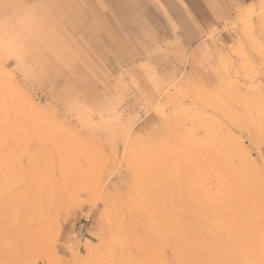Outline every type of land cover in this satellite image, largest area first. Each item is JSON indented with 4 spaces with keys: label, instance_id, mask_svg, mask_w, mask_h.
<instances>
[{
    "label": "rangeland",
    "instance_id": "1",
    "mask_svg": "<svg viewBox=\"0 0 264 264\" xmlns=\"http://www.w3.org/2000/svg\"><path fill=\"white\" fill-rule=\"evenodd\" d=\"M51 1L0 0V103L15 105L19 94L36 102L33 112L1 130L0 188L16 173L41 175L43 200L48 179L57 188L45 237L28 220L20 258L10 259L2 246L0 264H264V220L255 217L264 212V189L253 174L264 178L258 155L264 159V8L258 0L250 23L237 21L239 7L220 25L196 18L177 0H58L57 9ZM19 7L39 14L48 31L21 35ZM228 24L237 34L224 29ZM215 29L224 45L215 49L231 57L226 71L215 69L217 55L204 35ZM238 35L243 49L233 53L227 48ZM201 39L215 55L206 74L187 66ZM231 136L249 151L255 169L229 152L223 142Z\"/></svg>",
    "mask_w": 264,
    "mask_h": 264
},
{
    "label": "bare ground",
    "instance_id": "2",
    "mask_svg": "<svg viewBox=\"0 0 264 264\" xmlns=\"http://www.w3.org/2000/svg\"><path fill=\"white\" fill-rule=\"evenodd\" d=\"M51 1V0H50ZM57 1L58 0H52L51 1V5L54 7V8H58V4H57ZM258 7H260L261 9H263L264 8V0H258ZM32 4H35V3H32ZM32 6V5H31ZM35 6V5H34ZM33 6V7H34ZM45 6V5H44ZM164 6V5H163ZM235 6V5H234ZM255 6V5H254ZM33 7H31V9L33 8ZM47 7V6H46ZM46 7H44V8H46ZM20 8V9H19ZM18 9V19L16 20V23H17V26H19L20 28V34L21 35H28V36H30V35H32V32L34 31V30H39V31H48V29L44 26V23H43V21L41 20V19H43V18H41V16L38 14H36L35 12H32L29 8L27 9V7L26 8H24V7H19ZM35 8V7H34ZM33 8V9H34ZM165 8V7H164ZM259 8V9H260ZM27 9V10H26ZM43 9V8H42ZM47 9H49V8H47ZM47 9H45L46 11H47ZM51 9V8H50ZM36 10H38V8L36 9ZM257 10V9H256ZM35 11V10H34ZM49 11V10H48ZM236 11H237V9H236ZM255 11V10H254ZM42 12V11H41ZM163 12V11H162ZM45 13V12H44ZM164 13V12H163ZM253 14V2H251L250 1V3L248 4V5H246L245 7H243V8H240L239 9V12H238V14L236 15L237 16V21H240V22H245V23H250V19H251V15ZM261 14H262V12H261ZM51 15V14H50ZM164 15H165V13H164ZM44 16V15H43ZM263 16V15H262ZM40 17V18H39ZM48 23V22H47ZM261 23V22H260ZM49 25H51L50 23H48V25H46V26H48L49 27ZM52 27H53V25H51ZM226 26V25H225ZM238 26V25H237ZM240 26V25H239ZM250 26V25H249ZM51 27V28H52ZM245 27V26H244ZM247 27V26H246ZM260 27V26H259ZM263 27V26H262ZM239 28H241V27H239ZM46 29V30H45ZM225 29H228V30H230L231 32H234V33H236L237 31H236V27H234V26H231V25H229L228 24V26H226L225 27ZM51 30V29H50ZM52 30H53V28H52ZM250 32H251V30H249ZM249 32V33H250ZM54 33V32H53ZM237 34V33H236ZM241 34H242V38L244 39H246V38H248L249 37V35H248V33L245 31V32H242L241 31ZM18 35H19V32H18ZM251 35V34H250ZM214 35H212L211 36V38L212 39H214V37H213ZM15 37H16V35H15ZM217 38V37H216ZM18 39V38H17ZM215 41H217V40H215ZM51 42H52V44H53V46H54V43L56 42V38H53V39H51ZM215 43V42H214ZM12 41H11V43L10 44H7L6 45V49L7 48H10L12 45ZM216 44V43H215ZM243 44H244V42L242 43V41H241V39H240V37H239V35H238V37H237V40L234 42V44H232L231 46H229V48H227V49H229L231 52H233V53H235V52H242V49H243ZM220 45H222V44H220ZM219 46V45H218ZM224 46V45H223ZM183 47V46H182ZM18 48V47H17ZM55 48V50L57 49V48H59L58 46H54L53 47V49ZM216 48V47H215ZM215 48H213V49H215ZM247 49V48H246ZM215 51V53H216V55H217V60H216V63H215V69L218 71V72H220V71H226V69H227V67H228V65L231 63V57L229 56L230 54H229V52H228V54H224V52L222 53L220 50H218V49H215L214 50ZM224 51V50H223ZM227 51V50H226ZM227 53V52H226ZM244 53V52H243ZM9 54V53H8ZM11 54V53H10ZM9 54V55H10ZM13 54H15V53H13ZM236 55H237V53H236ZM239 55V54H238ZM242 55V54H241ZM11 56V55H10ZM184 56V55H183ZM233 56V55H232ZM243 56V55H242ZM241 56V57H242ZM238 57V56H237ZM217 73V72H216ZM225 73V72H224ZM226 75H228L227 73H225ZM155 76V75H154ZM195 79V78H194ZM190 81V80H189ZM196 81V80H195ZM194 81V82H195ZM185 82V81H184ZM186 82H187V80H186ZM186 82H185V84H186ZM198 82V81H197ZM188 83V82H187ZM192 83V82H191ZM188 85V84H187ZM35 106H36V102L34 101V99L31 97V96H29V95H25V94H19V99H18V101L15 103V105H8L7 103H0V135H1V130H2V128L3 127H5L6 126V128H8L7 127V125H8V123L9 122H14L13 120H15V122L18 124L20 121V117L19 116H22L23 117V115H28V114H24L25 112L26 113H31V112H33L34 110H35ZM263 106V105H262ZM118 114V113H117ZM81 115V114H80ZM78 116V115H77ZM112 118H116L117 119V117H119V115L117 116L116 115V112H114V111H112ZM19 118L17 121H16V118ZM25 117H27V116H25ZM76 117V116H75ZM81 117V116H80ZM79 117V118H80ZM25 119V118H24ZM86 119V118H85ZM115 119V120H116ZM119 119V118H118ZM21 120H23V119H21ZM40 120V119H39ZM82 120V119H81ZM263 121V120H262ZM14 122V123H15ZM79 122H81V121H79ZM84 122V121H83ZM88 122H89V120H88ZM87 122V123H88ZM13 123V124H14ZM15 123V124H16ZM22 124H23V122H21ZM20 123V124H21ZM19 124V125H20ZM264 125V124H263ZM9 126L10 127H12L10 124H9ZM13 127H14V125H13ZM15 127H17V125H15ZM19 127V126H18ZM263 129V128H262ZM17 130V129H16ZM8 133V132H7ZM262 133L264 134V130L262 131ZM14 134V133H13ZM21 134V133H20ZM2 136V135H1ZM18 136H20L19 135V133H18ZM13 137H14V135H13ZM232 137V136H231ZM230 138V137H229ZM2 139V138H1ZM18 139V138H17ZM14 140V139H13ZM264 140V139H263ZM226 142H223V143H226L225 145L228 147V150H229V152H231V154H234L238 159H239V161H241L242 162V164H243V166L248 170V171H251L252 169H255V167H256V161L251 157V155H250V153H249V151L247 150V149H245V147L243 146V143L240 141V140H238V139H235V138H230V139H228V140H225ZM217 142H219V141H217ZM222 142H221V144H222ZM262 142V141H261ZM16 145V144H15ZM224 145V146H225ZM213 146H215V145H213ZM208 147V146H207ZM219 147V146H218ZM225 150H226V148H225ZM202 154H205L206 152H209V150H205L204 148L202 149ZM206 151V152H205ZM11 152V151H10ZM259 156H260V159H261V161L262 162H264V159L262 158V156H261V154H258ZM223 157V156H222ZM2 159V158H1ZM236 159V158H235ZM237 160V159H236ZM218 162V161H217ZM238 162V161H237ZM217 164V163H216ZM220 164V163H219ZM180 166V165H179ZM206 168H208V167H206ZM220 168V167H219ZM251 169V170H250ZM262 172V171H261ZM260 172V173H261ZM6 173V172H5ZM4 173V174H5ZM233 173V172H232ZM259 173V174H260ZM263 173V172H262ZM261 173V174H262ZM32 174V173H31ZM249 174H251V172L249 173ZM255 176H256V178H257V180H258V182H259V184H260V186L264 189V178H262V177H260L261 176V174H260V176L259 175H257L256 173H253ZM3 175V174H2ZM11 175V174H10ZM37 175V174H36ZM36 175H35V177H34V175L32 176H24V174L22 175V174H14V176H11L10 178H11V180H12V183L10 184L9 183V186H6V187H2V188H0V240L3 238V240L1 241V243H2V245L0 246L1 248H2V246H3V248H2V251H3V253H4V255H6V256H9L10 255V259H12L11 257H19V255H20V252H21V249H23V248H21V245H20V241H19V238H22V234H23V230L24 229H27V227H26V225H25V223H27L28 222V220L29 221H32L33 219H34V221L35 222H33V227L34 226H36L35 228L36 229H38L39 230V234H40V237L41 238H44L45 237V235H44V233L46 232L45 231V229L48 227L46 224H49L50 223V221L52 220V213H51V210H50V206L48 205V203H50V202H53V195H54V193H55V189H57L55 186H53L54 184H52L51 182H50V179H46L47 181V185L46 186H48V189H49V192H50V195L48 196V197H46V199H45V197H44V200H43V198L40 196V184H39V182L41 183V175L39 176V174L37 175V176H39L40 178H36ZM179 175V174H178ZM4 176V175H3ZM2 176V177H3ZM6 176V175H5ZM44 176V175H43ZM220 176V175H219ZM8 177V176H7ZM220 177H222V175L220 176ZM227 177V176H226ZM6 178V177H5ZM48 178V177H47ZM179 178V177H178ZM177 178V179H178ZM247 178V177H246ZM2 179V178H1ZM7 179V178H6ZM9 179V178H8ZM44 179V177L42 178V180ZM180 179V178H179ZM179 179L177 180V181H179ZM222 179V178H221ZM224 179V178H223ZM245 179V178H244ZM255 180V179H254ZM257 180H256V182H257ZM39 181V182H38ZM225 181V180H224ZM229 182V181H228ZM237 182V181H236ZM235 182V183H236ZM250 182V181H249ZM255 182V183H256ZM257 182V183H258ZM197 183H200L199 181H197ZM203 183V182H202ZM213 183V182H212ZM242 183H243V181H242ZM254 183V182H253ZM5 184H8V182H5ZM41 184H43V183H41ZM216 184V183H215ZM200 185H201V183H200ZM234 185V184H233ZM235 185H237V184H235ZM240 185H242L243 186V184H241L240 183ZM46 186H45V188H46ZM229 186V185H228ZM241 186V187H242ZM44 187V186H43ZM232 187V186H231ZM211 188V187H210ZM43 189V188H42ZM212 189H214V188H212ZM248 189V188H247ZM259 189V188H258ZM201 190V189H200ZM206 190V189H205ZM43 191V190H42ZM41 191V192H42ZM233 191V190H232ZM258 191V190H257ZM45 192V191H44ZM205 192H207V191H205ZM236 192V191H235ZM245 192V191H244ZM233 193V192H232ZM202 194V193H201ZM237 194V193H236ZM233 195V194H232ZM234 195H235V193H234ZM181 196V195H180ZM200 196V195H199ZM230 196V195H229ZM238 195H236V197L235 198H239V201H238V199H236L237 201L236 202H240L241 200H240V197H237ZM244 196V195H243ZM49 197H50V199H49ZM242 197V196H241ZM244 198H246L245 196H244ZM49 199V200H48ZM233 199V198H232ZM230 200V199H229ZM231 201V200H230ZM242 201L244 202V200L242 199ZM162 202V201H161ZM165 202V201H164ZM190 202V201H189ZM242 204H244V206H245V204L246 203H242ZM225 205V204H224ZM226 205H227V203H226ZM229 205V204H228ZM239 205V204H238ZM175 206V205H174ZM201 207H202V205H201ZM224 207V206H223ZM240 207H242V206H240ZM247 207V206H246ZM249 207H251V206H249ZM144 208V207H143ZM206 208H208V207H206ZM234 208V207H233ZM182 209H184V208H182ZM198 209V208H197ZM196 209V210H197ZM200 209V208H199ZM212 209V208H211ZM216 209V208H215ZM227 209V208H226ZM236 209V208H235ZM241 209V208H240ZM194 210V212H195V209H193ZM231 210V209H230ZM246 210V209H245ZM249 210V209H248ZM251 210H253V209H251ZM258 210V209H257ZM192 211V210H191ZM199 211V210H198ZM210 211V210H209ZM213 211V210H212ZM218 211V210H217ZM242 211H244V210H242ZM214 212V211H213ZM233 212L234 211H232L231 210V213L233 214ZM236 212H237V209H236ZM239 212V211H238ZM238 212H237V214H238ZM241 212V211H240ZM239 212V213H240ZM248 212V211H247ZM145 213V212H144ZM180 213V212H179ZM196 213V212H195ZM209 213V212H208ZM216 213V212H215ZM218 213V212H217ZM220 213V212H219ZM235 213V212H234ZM257 213V212H256ZM180 214H182V213H180ZM189 214H190V212H189ZM220 214H222V213H220ZM232 214H230V215H232ZM236 214V213H235ZM241 215H242V213H240ZM34 215H36L35 217H34ZM160 215V214H159ZM196 215V214H195ZM205 215V214H204ZM212 215V214H211ZM247 215V214H246ZM252 214H250L249 215V217L251 216ZM188 216H190V215H188ZM193 216H194V214H193ZM197 216H199V215H196V217ZM218 216V215H217ZM219 216H222V215H219ZM218 216V217H219ZM248 216V215H247ZM246 216V217H247ZM195 217V216H194ZM208 217V216H207ZM242 217V216H241ZM245 217V218H246ZM255 217L256 218H258V219H261V220H264V212H261V213H257V215H255ZM200 218V217H199ZM202 218H203V216H202ZM244 218V219H245ZM216 219V218H215ZM219 219H220V217H219ZM230 219V218H229ZM242 219V218H241ZM257 219V220H258ZM197 220V219H196ZM200 220V219H199ZM204 220H205V222H207L206 221V219L204 218ZM135 221V220H134ZM133 220H131L130 222H131V225H132V227H133V232H132V235H133V237H132V235H131V238H133V240H132V242H134L135 241V237H134V233H135V222H134ZM219 221V220H218ZM242 221H244V220H242ZM252 221V220H251ZM251 221H250V223H251ZM141 222V221H140ZM199 222V221H198ZM201 222V221H200ZM202 222H204L203 221V219H202ZM220 222H222L221 220H220ZM219 222V223H220ZM254 222V221H253ZM13 224V226L15 227V228H13L12 229V232L10 231L11 229L10 228H12L11 227V225H9V224ZM29 223H31V222H29ZM218 223V224H219ZM224 223V222H223ZM222 223V224H223ZM256 223V222H255ZM258 223V222H257ZM187 224V223H186ZM200 224H203V223H200ZM206 224V223H205ZM209 225H210V223H208ZM221 224V223H220ZM219 224V225H220ZM222 224H221V226H222ZM197 225V224H196ZM219 225H217V226H219ZM5 226V227H4ZM204 226V225H203ZM211 226L213 227V224H211ZM220 226V227H221ZM250 226V225H249ZM156 227V226H155ZM225 227V226H224ZM137 228V227H136ZM227 228H230V226L229 227H227ZM227 228H222V229H226L227 230ZM213 229H214V227H213ZM218 229V228H217ZM221 228H219V230H220ZM215 231H216V229H214ZM225 230V231H226ZM231 230V229H230ZM245 230H246V228H245ZM244 230V231H245ZM224 230H222V232H223ZM228 231V230H227ZM11 232V235L10 236H8L9 235V233ZM173 232H174V230H173ZM221 231H219V233L220 234H222L223 235V233H222ZM247 232V231H246ZM143 233V232H142ZM216 233V232H215ZM176 234H177V232H176ZM249 234H251V233H249ZM217 235V234H216ZM221 235V236H222ZM240 235V234H239ZM223 237H224V235H223ZM229 237V236H228ZM4 238H11L9 241H13L11 244H8L7 243V241H5L4 240ZM211 238V237H210ZM247 238H248V236H247ZM153 239V238H152ZM212 240V239H211ZM214 240V239H213ZM218 240V238L215 240V241H217ZM237 240V239H236ZM243 240V239H242ZM154 241V240H153ZM170 242V241H169ZM235 242V241H234ZM248 242V241H247ZM178 243V242H177ZM205 243V242H204ZM213 243V242H212ZM227 243V242H226ZM232 244V243H231ZM182 245V244H181ZM235 245V244H234ZM158 246V245H157ZM212 246V245H211ZM230 247V246H229ZM232 247V246H231ZM220 248V247H219ZM233 248V247H232ZM132 249V247H130V246H128V247H126V250H125V253H126V259H127V261H128V255H129V253H127L129 250H131ZM174 249V248H173ZM245 249L246 248H244V251H245ZM257 249H259V248H257ZM169 250V249H168ZM214 250V249H213ZM232 250V249H231ZM234 250V249H233ZM133 253H134V248H133ZM230 251V250H229ZM260 251L262 252V253H264V247H262V248H260ZM172 252V251H171ZM247 252V251H246ZM217 253V252H216ZM222 254V253H221ZM225 255V254H224ZM230 255V254H229ZM21 256V255H20ZM232 256H234V255H232ZM244 256V255H243ZM185 257V256H184ZM224 257V256H223ZM235 257V256H234ZM20 258V257H19ZM237 258V257H236ZM18 258H16V259H14L13 261H16ZM134 259H135V257H134ZM227 259V258H226ZM20 261V260H19ZM132 261V260H131ZM147 261V260H146ZM171 261V260H170ZM172 262V261H171ZM220 262V261H219ZM231 262V261H230ZM7 263V262H6ZM19 263V262H18ZM130 263V262H129ZM133 263V262H132ZM184 263H185V261H184ZM187 263V262H186ZM230 264V263H229Z\"/></svg>",
    "mask_w": 264,
    "mask_h": 264
},
{
    "label": "crops",
    "instance_id": "3",
    "mask_svg": "<svg viewBox=\"0 0 264 264\" xmlns=\"http://www.w3.org/2000/svg\"><path fill=\"white\" fill-rule=\"evenodd\" d=\"M177 1L181 5H183L185 2L186 5L190 7L191 13H193V15L196 18L199 19L200 17H202L213 25H220L223 21L228 19L232 11H235V9L239 7H245L250 3V1L252 2L253 0H181V1L177 0ZM159 6L161 10L165 13V16L168 17L167 11L164 8L163 4L159 2ZM171 11H173V13H175V15L179 18H183L184 16L182 9L177 6H172ZM169 21H171V19H169ZM204 35L206 39L210 41L213 48H215L214 47L215 43L216 45L223 47V45H220L219 43H217V41H215L218 39L217 36L219 35L218 30L215 29L208 32L206 31ZM212 35H214L213 36L214 39L211 38ZM222 35L224 39H226L225 35L224 34ZM211 45L207 41H205V39L198 40L193 44L187 56V66L189 67V69H191L194 72L203 73V74L209 72L215 61V55L213 53V49Z\"/></svg>",
    "mask_w": 264,
    "mask_h": 264
}]
</instances>
